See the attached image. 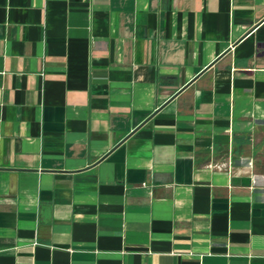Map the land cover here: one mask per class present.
<instances>
[{"label": "crops", "instance_id": "1", "mask_svg": "<svg viewBox=\"0 0 264 264\" xmlns=\"http://www.w3.org/2000/svg\"><path fill=\"white\" fill-rule=\"evenodd\" d=\"M0 264H264V0H0Z\"/></svg>", "mask_w": 264, "mask_h": 264}]
</instances>
